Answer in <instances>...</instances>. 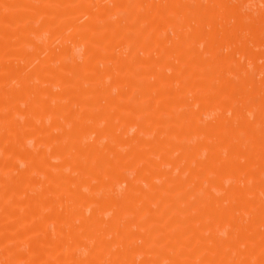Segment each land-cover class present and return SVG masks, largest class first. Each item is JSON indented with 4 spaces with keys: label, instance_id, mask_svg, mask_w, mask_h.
Returning <instances> with one entry per match:
<instances>
[{
    "label": "bare ground",
    "instance_id": "obj_1",
    "mask_svg": "<svg viewBox=\"0 0 264 264\" xmlns=\"http://www.w3.org/2000/svg\"><path fill=\"white\" fill-rule=\"evenodd\" d=\"M205 1H178L173 9L168 4L164 8L156 5L157 9L146 12L143 7L149 6L148 0H37L33 3L31 0H0V183L4 182L0 198L6 201L0 203V220L5 215L20 218L14 224L0 222V237L7 239L8 245L14 242L15 247L8 246L12 250H19L4 256L7 264H69L65 261L73 254L70 256L71 251L66 247L71 246L74 251L84 242L85 250L90 244L95 248L89 249V257L78 258V253L77 264L92 259L94 264H106L103 254H107L109 264H145L148 258L159 261L158 253H166V249L170 250L167 252L178 251L179 255L174 256L175 264H190V259L194 258L201 259L199 264H253L256 259L260 263L256 260L254 264H264L261 251L264 248V181H257L264 174V96L261 97L263 103L259 102L261 106L250 101L252 93L257 92L255 88L263 85L264 78L257 83L256 76H251L250 72L254 68L249 69L247 63L243 65L238 57H233L243 52L242 56L245 54L256 64L262 54V25L248 24L241 13L240 8L250 0ZM10 6L14 9L31 7V11L24 10L28 12L25 15L18 12L20 9L5 13L4 7ZM222 7L226 9L225 14L220 10ZM115 11L126 14L124 25L119 18L112 17ZM87 15L89 20L83 21ZM28 18L35 21L26 29L17 30L13 26ZM225 18L227 21L223 20ZM219 19L221 25H218ZM229 19L235 23L231 29L228 28L231 25L224 23L231 22ZM169 25L178 29L172 32ZM192 27L194 30L190 32ZM241 28L248 30L247 37L244 38L246 33L238 32V35L237 30L242 31ZM239 39L244 40L243 45L235 41ZM248 40L252 42L251 47ZM211 42L230 50L226 54L220 48L203 53L206 47L201 44L200 48L199 44L211 45ZM115 44L125 54L128 52L127 57L123 52L124 57L112 52L114 49L107 53L106 49ZM71 46L80 48L76 51L80 54ZM182 48L187 54L183 61L177 60L180 61L177 65L173 58ZM45 51L49 53L46 57L41 54ZM232 58L238 63L233 64L236 69L232 71L240 78V85L235 75H231L232 71L222 68V64L229 66L227 62L233 61ZM36 62L39 65L35 66ZM189 65L196 69L192 70ZM31 67L32 74L28 71ZM167 69L174 73L170 75ZM260 69L264 71L261 66ZM233 82L239 86L233 87ZM248 97V102L258 104L255 106L258 111L246 101ZM163 101L169 102V109L160 108ZM252 112L258 120L241 126L239 117L248 118L247 114ZM129 125L135 127L131 133L126 131ZM217 137L220 142L212 144V139ZM30 138L34 145L28 148ZM256 155L262 156L257 163L260 168L255 166V161L250 165L244 163L243 158L258 157ZM22 159L27 162L24 167L19 163L23 165V161H19ZM195 163L201 165L202 171L196 169ZM130 167H135L134 172L129 173L131 176L127 173ZM16 170L20 172L18 181L8 182L6 175ZM133 176L140 181L129 180ZM189 179H198L200 183L196 187L189 186L186 184ZM242 180L246 184L240 182ZM125 182H129L127 187ZM240 183L246 185L243 190L248 191V195L240 196L234 204H226L228 195L243 188ZM121 186L126 190L121 191ZM145 197L149 203L141 202ZM188 205L192 209L202 208L199 221L187 219L189 222H185L184 211L177 212L187 210ZM70 207L78 211L70 215ZM117 208L124 210L120 211L124 218L121 222ZM144 208H152L149 213L157 210L156 216L149 214L153 222L150 216L144 217L147 214ZM111 210L114 213L110 219H106L107 214L102 216L107 211L112 214ZM245 210L250 211L251 220L247 219L253 222L249 225L247 221L249 226L246 227L245 223L240 224L244 218L240 213ZM80 215L84 226L79 223L82 227L76 228ZM170 215L172 218H168ZM126 218L129 219L127 224ZM115 219L121 225L116 226ZM146 219L150 224L158 223L153 226H159V231H154L159 228L154 227L153 232L159 237L151 234L152 231L145 232L146 236L138 234L139 238L134 234L139 223L147 224ZM25 220H32L33 226L26 228ZM256 221L261 223V230ZM163 223L173 225L165 229ZM179 223L188 228L187 233L185 228H180L186 233V239L177 240V245L172 237L183 232L176 230L175 233L174 228L180 226ZM88 230H93L94 235H88V242H83L84 232L90 234ZM168 230L174 234L165 242L163 236L165 231L170 234ZM67 232V236L69 233L71 236L65 240H70L69 245L61 238ZM36 233L39 239L34 240L30 250L26 251L29 245L19 249L22 242L28 243L33 235L37 237ZM3 237L1 246L7 241ZM140 238L151 240L147 245H152V253L150 247H144L134 260L131 250L134 248L129 245L140 250L137 245L142 244L136 243L145 241ZM95 240L100 241L97 248ZM201 243H207L206 247L201 246L202 251ZM3 251L1 253L5 254ZM49 257L54 259L51 261ZM72 257L70 260L75 259V255Z\"/></svg>",
    "mask_w": 264,
    "mask_h": 264
},
{
    "label": "rangeland",
    "instance_id": "obj_2",
    "mask_svg": "<svg viewBox=\"0 0 264 264\" xmlns=\"http://www.w3.org/2000/svg\"><path fill=\"white\" fill-rule=\"evenodd\" d=\"M35 1L37 2V0H31L32 3L35 2ZM38 1H39V0H38ZM95 1L97 2V1H100V0H95ZM102 1H104V0H102ZM105 1H107V0H105ZM109 1H110V0H109ZM148 1H150V4H149V2H148L149 6H148V7H143V9L145 8L146 12H147V11H150V12H151L152 10H155V9L160 8V7H162V6H163L162 8H164V7H167V6H169V5H171V6H172L171 9H173L175 6L177 7V6H178L177 4L181 3V1H183V0H177V1H176L177 3L175 2V0H172V1H170V0H169V1H167V0H165V1H164V0H148ZM178 1H180V2L178 3ZM206 1H207V0H206ZM206 1H205L204 3H208V2H206ZM250 1H251V2H249V3H248L247 5H245L243 8L241 7L243 10H242L241 8H240V10H241V13H243V14L245 15V17H246V22H247L248 24L257 25L258 27H260V26L262 25V28H260V30H261V31H260V32H261V37H260V38H262L261 41H262V43H263V45H262V44L260 45V46H261V49H262V54H261V56L259 57V59H257L256 64L254 63L255 65H253V62L249 61V60L246 58L247 56H246L245 54H244V56H242V53H243V52H241V53L239 52L241 55H240L239 53H238V54L236 53L238 56H237V55H234L233 57H235V56L238 57V58L240 59V61H241V64H243V65H244V63H245V65H246V63H247V66H248L249 69L254 68L256 71H255L254 69H252V70L250 71L251 74H252L251 76H253V75L256 76V78H255V79L253 78V79H254V80L257 79V80H258L257 83H259V82H262V80H263V79H262V80L260 81V79H261L262 77L264 78V73H263L264 71H263V72L260 71V70H262V69H260V66H261V68L264 69V56H263V54H264V47H262V46H264V16H263V15H264V0H250ZM165 2H166V3H165ZM169 2H170V3H169ZM80 3H81V2H80ZM153 3H154V4H153ZM75 4H76V5H75ZM75 4H74V5L77 6V5L79 4V2H77V3H75ZM167 4H168V5H167ZM156 5H158V6H156ZM165 5H167V6H165ZM145 6H147V4H146ZM150 6H151V7H150ZM155 6H156L157 8H156ZM159 6H160V7H159ZM10 7H11V6H10ZM169 7H170V6H169ZM223 7H225V6H223ZM223 7H222V8H223ZM245 7H246V8H245ZM6 8H7V7H4V12H5V13H7V12H11V11L14 9V7H11V8H8V9H6ZM15 8H16V7H15ZM222 8H221L220 10H221V11L224 10L222 13L225 14V13H226V12H225L226 9H225V8L222 9ZM5 9H6V10H5ZM18 9H20V11H18ZM10 10H11V11H10ZM15 10L18 11V12H20V13L22 12V14L25 15V14H28V12H26V11H24V10H28V11L30 12V11H31V7H29V8H28V7H27V8H26V7H25V8H16V9H14L13 11H15ZM131 10H133V8H131ZM145 10H144V11H145ZM2 11H3V10H2ZM221 11H220V14H221ZM242 11H243V12H242ZM146 12H144V13L147 15L148 13H146ZM150 12H149V13H150ZM244 12H245V13H244ZM114 13H115V14H112V17H116V18H114V19L119 18L120 21H121V22H120L121 25H122L124 22L126 23V20H125V19H126V14H125L124 12H121V14H120V12H116V11H115ZM116 14H117V15H116ZM119 14H120L121 16H124V18L121 17ZM246 14H247V15H246ZM221 15H223V14H221ZM249 15H250V16H249ZM118 16H119V17H118ZM247 16H249V17H247ZM82 17H83V16H82ZM83 18H84L83 21H86L89 17H88V15H87L86 17H83ZM121 18H123V20H122ZM181 18H183V16H181L180 19H181ZM250 19H252V20H250ZM32 20L35 21L34 19H31V18H28V19H26V20L24 19V20H22L21 22H19V23H17V24L14 23L13 26H14L17 30H23V29H26L29 25H31V24L33 23ZM80 20H81V19H80ZM88 20H89V19H88ZM124 20H125V21H124ZM223 20L227 21L226 18L223 19ZM232 20H233V19H232ZM117 21H118V20H117ZM122 21H123V23H122ZM220 21H222V20L219 19V22H220ZM229 21H231V19H229ZM249 21H250V22H249ZM223 22H224V21H223ZM233 22H234V21H231V22H229V23H228V22H224V23H225V24H229V25H231V27H230V26L228 27L229 29H231V28H233V24H235V23H233ZM84 23H85V22H84ZM125 23H124V24H125ZM161 23H164V22L161 21ZM224 23H223L222 25H225ZM124 24H123V25H124ZM200 24H201V23H200ZM19 25H20V26H19ZM218 25H221V22H220ZM16 26H17V27H16ZM18 26H19V27H18ZM196 26H197V25H196ZM21 27H22V28H21ZM168 27H169V30H172V29H178V28H177L176 26H174V25H169ZM194 27H195V26H194ZM194 27H192V30L189 28V29H190V32L194 30ZM224 27H225V26H224ZM18 28H19V29H18ZM20 28H21V29H20ZM222 28H223V27H222ZM228 28H227V29H228ZM103 29H104V28H103ZM219 29H221L220 26H219ZM225 29H226V28H225ZM241 29H243V28H241ZM101 30H102V29H101ZM221 30H222V29H221ZM262 30H263V31H262ZM173 31H174V30H172V32H173ZM186 31H187V30H186ZM187 32H189V31H187ZM220 32L222 33L223 30L220 31ZM238 32L240 33V35H243V33L245 34L246 32H248V30H247V29H243L242 31H240V29H238V30H237V33H238ZM239 33H238V35H239ZM218 34H220L219 31H218L217 35H218ZM247 34H248V33L245 34L244 38L248 36ZM71 35H72V34H71ZM219 36H220V35H218L217 38H218ZM70 37H72V36H70ZM241 37H243V36H241ZM215 38H216V37H215ZM219 38H220V37H219ZM219 38L217 39V42H219V41H218ZM221 38H222V37H221ZM242 39H243V38H242ZM242 39H241V40H242ZM241 40L239 39V40H235V41H237V43H239ZM235 41H234V42H235ZM248 41L250 42V43H248V46L251 47V46H252V42H251L250 40H248ZM68 42H69V41H68ZM70 42H72V41H70ZM217 42H213L214 44L211 42V43H212V44H211L212 46H211L210 44H208V45H210V46H208L207 44L205 45V43H200V44H199V47L203 45L202 47L204 48V46H205V47H206V49H204L205 51L203 52V49H201V51H202L203 53H206V52H207L208 54L211 53V52H213V51H214V52H215V51H219L220 49L226 51V52H224V51H220V52H222V53L224 52V53L226 54V53L230 50L229 48L226 49V48H227L226 46H223L224 48H223V47L221 48L220 44L218 45ZM241 42H242V41H241ZM241 42H240V43H241ZM243 42H244V40H243ZM243 42L241 43V45H243ZM235 43H236V42H235ZM70 44H71V43H70ZM201 44H202V45H201ZM249 44H250V45H249ZM115 45H116V46H113V45H112L113 47L109 46V47H108L109 49H106V50H107V53L111 52V51L114 49V51H112V52H116V53H118L117 55H120L121 57H124L125 55H126L125 57H127L128 52L125 54L124 50H123L121 47H119L117 44H115ZM217 45H218V47H217V49L215 50V48H216ZM207 46H208V47H207ZM219 46H220V47H219ZM71 47H72V49L75 50V53H76V51L80 50V48L76 49V48H74L73 46H71ZM225 47H226V48H225ZM200 48H201V47H200ZM219 48H220V49H219ZM218 49H219V50H218ZM183 50H184L185 52H184ZM118 51H119V52H118ZM126 51H129V50L126 49ZM79 52H80V51H79ZM79 52L76 53V54L79 55V54H80ZM121 52H123L125 55L122 56L123 53H121ZM129 52L131 53V51H129ZM153 52H154V51H153ZM183 52H184V53H183ZM141 53H142V52H141ZM155 53H156V52H154L153 54H155ZM185 53L187 54V51L185 50V48H182L180 51L178 50V53L175 54L176 57L174 56L173 61H176V64H177V65L180 64L179 62H180V61H183V59H184L185 56H186V55H184ZM41 54H42L44 57H46V54H49V53H48V51H45V52H42ZM82 55H83V57L85 56V55H84V49H83V54H82ZM82 55H81V56H82ZM156 55H158V53H156ZM156 55H153V56H156ZM183 56H184V57H183ZM245 56H246V57H245ZM177 57H178V59H176ZM236 57H235V58H236ZM235 58H234V59L232 58L233 61L230 60L231 62H227V63L230 64V65L228 64L229 66H226V64H222V68L225 69V71H230V72H231L234 68L236 69V66L233 65L234 63H235V64L237 63V62H234V61H235ZM175 59H176V60H175ZM239 59H238V60H239ZM245 59H246V60H245ZM83 60H84V59H83ZM177 60H180V61L178 62ZM236 60H237V59H236ZM247 60H248L249 62H251V63H248ZM20 61L22 62V60H20ZM38 61H39V60H38ZM64 61H66V60H64ZM242 61H243V62H242ZM232 62H233V63H232ZM239 63H240V62H239ZM260 63H262V65H261ZM63 64H64V63H63ZM237 64H238V63H237ZM237 64H236V65H237ZM251 64H252L253 66H255V67H253ZM258 64H259L260 66H259ZM37 65H39V63L37 64V62H36V65H35V66H37ZM190 65L195 66V67L198 68V69L201 68V66L197 67L196 65H193V64H190ZM190 65H189V66H190ZM231 65H232V66H231ZM189 66H188V67H189ZM192 66H190V68H191L192 70H193V69H196L195 67H192ZM225 66H226V67H225ZM256 66L259 67V68H257ZM224 67H225V68H224ZM230 67H232L231 70L228 69V68H230ZM164 68H166V67H164ZM30 69H31V70H30ZM30 69H29L28 71L32 74V73H33V72H32L33 67H31ZM235 69H234V70H235ZM168 70H170V69H167V71H168ZM171 70H172V69H171ZM171 70H170V72H169L170 75H172V74L174 73V71H171ZM165 71H166V70H165ZM252 71H253V72H252ZM234 72H235V71H232V72H231V73H233V74H231V73H229V72H228L229 74H228V73H227V74H228L229 76H230V74H231V75H235V76H234V79H235V81H237L238 84H239V83H240V82H239V81H240V78L237 77V75H236ZM254 72H255V73H254ZM166 73H168V72H166ZM169 73H168V74H169ZM171 73H172V74H171ZM31 74H30V76H31ZM259 75H260V76H259ZM254 76H253V77H254ZM150 79H153V78L151 77V75H150ZM237 79H239V80H237ZM237 82H236V83H234V82L232 83V84L235 85V86H233V87L239 86V85L241 84V83H240V84L238 85ZM261 84H263V85L257 84L256 86L260 85L259 87L261 88V86H264V83H261ZM259 87H256V88H255V89L257 90L258 93H257L256 91L253 92V93H252L253 95L251 94V95H252V97H251L252 99H250L251 102L254 101V102L258 103V104H259V102L263 103L261 97H262V94H263V96H264V89H263L264 87H263L262 89H260ZM260 93H261V94H260ZM228 94H229V93H228ZM229 95H231V94H229ZM227 96H228V95H227ZM225 97H226V94H225ZM254 97H256V99H255ZM247 99H248V100H247ZM246 101H247V102L249 101V97L246 98ZM251 102H248V103L251 104V105H250L251 107L253 106V110H254V111H258L259 109L256 108L258 104H256V103H251ZM168 103H169V102H168ZM168 103H167L166 101H163V102H162V105H161V106L159 105V106H160V108H161V107H164V106H166L165 108H167V106L170 108V106L168 105ZM261 103L259 104L260 106H261ZM255 106H256V107H255ZM263 106H264V104H263ZM169 108H167V109H169ZM262 108H263V107H262ZM244 110H245V109H244ZM260 110L262 111L263 109H260ZM203 112H206L207 114H210V113H211L210 111H203ZM203 112H201V113H203ZM209 112H210V113H209ZM229 113H231V112H229ZM229 113H228L227 115L230 116L232 113H231V114H229ZM252 113H253V112H252ZM203 115H204V113H203ZM247 115H249V116H247L248 118H244L245 116H240V117H239V120H240V124H241V126L246 125V124H242V123H247V124L249 125L250 122L255 123V122L258 120V119H255V118H254V113H253V114H247ZM133 116H135V115L133 114ZM204 116H205V115H204ZM229 116H227V117L230 118ZM231 116L233 117V114H232ZM250 116H253V119H251ZM232 117H231V118H232ZM254 119H255V120H254ZM21 120H22V119L20 118V123L23 122V120H22V121H21ZM253 120H254V121H253ZM50 123H51V122H50ZM252 123H250V124L252 125ZM256 124L258 125V123H256ZM99 125H100V127H102V125H103V127H104V123H102V125H101V124H99ZM129 126H130V129L128 130L127 127H126V129H127L126 131H127V132L129 131V133H131L130 130L135 129V127H132V125H129ZM32 137L34 138V136H32ZM204 137H205V136H204ZM215 138H216V137H215ZM217 138H218V137H217ZM31 139H32V138H30V140H29L30 143H28V146H27L28 148H31V147L34 145V144H33V145L31 144V143H33V142H32L33 139H32V140H31ZM178 139H179V138H178ZM203 139H204V138H203ZM251 139H252V136H249L248 140H251ZM253 139H254V137H253ZM195 140H197V139H195ZM195 140H194V141H195ZM215 140H216V141H215ZM215 140L212 139V142H211V143L213 144V143H216V142H218V143L220 142V141H218V140H220L219 138H218V139H215ZM34 141H35V138H34ZM102 141H103V138H102ZM194 141H192V142H194ZM218 143H217V144H218ZM29 144H31V146H30ZM256 156H258V157H255V158H254V157H249V158L245 157V158H243L244 161L246 160V162L242 161L243 159H242V160L240 159L241 162H242V165H245V164H243V162H244V163H248V164L250 165V164H253L254 161H255V163H256L255 166H256L257 168H260V167L257 166V165H258L257 163L260 162L261 159L259 160L258 158H259L261 155H260V156H259V155H256ZM261 157H262V156H261ZM261 157H260V158H261ZM51 159H52V158H51ZM17 160H18V159H15L16 164H18ZM52 160H53V159H52ZM19 161H23V165H22V162H19V163L21 164L22 167H24L25 164L27 163V162H26L25 160H23V159H22V160H19ZM24 161H25V163H24ZM250 161H251L252 163H251ZM257 161H258V162H257ZM193 165H194V164H193ZM195 165H198V164L195 163ZM195 165H194V166H195ZM194 166H192L193 169H194L195 167H197L196 169L199 170V168H200L201 170H199V171H202V168L199 167V166H201V165H198V166H195V167H194ZM252 166H254V165H252ZM252 166H251V167H252ZM203 167H204V166H203ZM248 167H249V166H248ZM134 168H135V167H134ZM134 168H133V167L128 168L127 173H128L129 176H131L129 173L132 172ZM252 168H254V167H252ZM257 168H255V169H257ZM196 169H194V170H196ZM203 169H204V168H203ZM135 170H136V169H135ZM133 172H134V171H133ZM10 173H11V172H10ZM10 173H8L9 175H8V174L6 175V180H8V182H9L10 180H13V181H11V182H14V181H16V180L18 181V179H16V178H19L18 176L20 175V172H19V171L17 172V170H16V172H14V171L12 172V173H14V174H12V173L10 174ZM37 174H38V175H42V174H40V173H37ZM131 174H132V173H131ZM132 175H134V174H132ZM13 176H14V177H13ZM12 177H13V178H12ZM20 177H21V176H20ZM133 177H134V176H133ZM262 177H263L262 179H258L257 181H261V180L264 181V174L262 175ZM10 178H11V179H10ZM137 178H138V177H137ZM129 180H131V181L134 180V181H132V182H134V183L140 181L139 179H136L135 177H134V178H130ZM137 180H138V181H137ZM197 180H198V179H193V180H192V179H189V180L186 181V182H187L186 184L189 185V186H192V187H196V186L200 183V182L197 181ZM93 181H95V180H93ZM141 181H142V180H141ZM192 181H193V182H192ZM243 181H245V180H242V181H240V182H243ZM0 182H1V181H0ZM142 182H143V181H142ZM198 182H199V183H198ZM245 182H246V181H245ZM245 182H243V183H245ZM125 183H126V184H125L124 186L127 187L129 182H125ZM260 183H261V182H260ZM260 183H257V184L260 185ZM3 184H4V182L2 181V183H0V187L3 186ZM5 184H6V183H5ZM240 184H241V187H243V188H241L240 191L235 192V194H233V195H232V194H231V195H228L229 197H228V196H227L228 198L226 197V204H227L228 202H230L228 205H230V204H234L233 202L235 201V203H236V202L241 198L240 196L243 197V196H245V195H246V196L248 195L249 192L246 191V190H243L244 187L246 186V185H245L246 183H245V184L240 183ZM261 184H262V183H261ZM122 185H123V184H122ZM243 185H245V186H243ZM124 186H121V188H119V189H120V190L122 189L121 191H123V190L125 191V190H126V189H125L126 187L124 188ZM119 187H120V186H119ZM123 188H124V189H123ZM143 199H144V200H143ZM143 199H141V202H142V203H143V202H144V203H147V202L149 203L147 197H145V198H143ZM149 200H150V199H149ZM5 202H6L5 199L0 198V203L3 204V203H5ZM150 202H151V200H150ZM55 204H56V202H54V205H55ZM189 206H190V207H189ZM72 207H73V206H72ZM191 207H192L191 205H188V207H186L187 210H185V208L182 209V210H177V212L179 211V213H180L181 211H184V212H183V213H184L183 215H184L185 217H184V216H183V217H184V221H185V222L188 221L187 219H189V221H190V219H198V218H200V217L202 218V216H200V215H203V213H202V212H203L202 208H196V209L193 208V209H192ZM73 209H74V208H71V207H70L69 212H68V211H67V212H68L70 215H74L73 212H75L76 210L73 211ZM113 209H114V208H113ZM113 209H112V210H113ZM119 209H120V208H119ZM147 209H148V211H147ZM147 209H146V210H145V208L142 209L143 211L145 210L146 213H147V214L144 213V214H145L144 217H146V215H147L146 218H148V216H150L149 214L152 215V214L154 213L155 216H156V213H158L156 209H155V210H156V213H155V210H152L153 213H152V212L149 213L150 209H152V208H147ZM71 210H72V211H71ZM112 210H111V211H112ZM117 210H118V208H117ZM122 210H123L122 208H121V210H118L119 213H120V211H122ZM77 211H78V210H77ZM77 211H76V212H77ZM87 211H88V209H87ZM113 211H114V210H113ZM113 211H112V214H111L110 211H107V213L104 212V214H103L102 216H104V215L106 216V214H107L106 219H107V217L110 219V217L113 215V213H114L116 210H115L114 212H113ZM118 211H117V212H118ZM143 211H142V212H143ZM123 212H124V210H123ZM123 212L120 213V217H119L120 219L122 218V213H123ZM243 212H245V213H243ZM175 213H176V212H175ZM108 214H109V215H108ZM133 214H134V213H133ZM176 214H177V213H176ZM191 214H192V216H190ZM193 214H195V215H193ZM240 214H241V215H244V218L240 220V224H241V225H242L243 223H245L244 227H246V225H247L248 223H249V225H252L251 223H253V222H251V221L248 220V219L251 218V216L248 215V214H250V211H246V210H245V211H242ZM128 215L131 216L132 214H131V215L128 214ZM246 215H247L248 217H247ZM5 216H6V215H5ZM5 216H4L3 219L1 218L0 222L3 221V220H5L3 223H5L6 225H7V224H10V223H11V224H14V223H16V222H18V221L20 220V218L17 217V216H11V217L8 216V215H7L8 217H7V216L5 217ZM81 216H82V215L79 216V219L76 217V218L78 219V220H76V221H78V222H77L78 224L80 223V224L83 225V224H84V221H82V219L80 220ZM157 216H158V214H157ZM181 216H182V214H181ZM249 216H250V217H249ZM132 217H133V215H132ZM132 217H131V219H134V217H133V218H132ZM170 217H171V215H170L168 218H170ZM242 217H243V216H242ZM119 218H118V220H119L120 222L122 221V219H124V218H122V219L120 220ZM153 218L156 219V217H154V216H153ZM171 218H172V217H171ZM185 218H186V220H185ZM247 218H248V219H247ZM101 219H102V221H104V220H105V217H104V218L102 217ZM109 219L106 220V221H109ZM131 219H130V222L132 221ZM144 219H145V218H144ZM144 219H143V220H144ZM151 219H152V216H150V220H151ZM180 219H183V218H180ZM180 219H179V220H180ZM83 220H85L84 217H83ZM115 220H116V219H115ZM115 220H114V221H115ZM128 220H129V219H128ZM128 220H127V218H126V219L124 220V221H126V223H125V222H122V223L127 224ZM146 220H147V219H146ZM150 220H147V224H144V223L141 224V223H139L138 226L140 225V226H142V227L139 226V227L136 229V230H138V231H135V230H134V231H135L134 234L137 236L138 234L140 235V233H143L142 235H144L145 232L148 233V232H151V231H152L151 234L154 233V235H155L156 233L153 232V230L155 229L154 227H159V226H157V225L153 226V225H154V224H158V223H155V222H157L158 220L156 219V221H155L153 224H152V223H151V224L148 223ZM172 220H173V219H172ZM179 220H178V221H179ZM199 220H200V219H198V221H199ZM250 220H251V219H250ZM14 221H16V222H14ZM116 221H117V220H116ZM189 221H188V222H189ZM192 221H193V220H192ZM192 221H191V222H192ZM242 221H245V222H242ZM247 221H248V223H246ZM117 222H118V221H117ZM117 222H114V223H116V226H117V225H121L119 222H118V223H117ZM140 222H141V221H140ZM143 222H144V221H143ZM150 222H153V221L151 220ZM167 222H168V221H167ZM179 222H181V220H180ZM185 222H182V224L185 223ZM188 222H187V224H188ZM194 222H197V220H196V221H193V223H194ZM256 222H257V221H256ZM24 223H25V225H26L25 227L27 228V226H28V228H29L34 222H32V220H30V221H29V220H25ZM128 223H129V222H128ZM145 223H146V221H145ZM165 223H166V222H165ZM165 223H163V224L165 225V229H167V228H166L167 226H168V227H171V226L173 225V224L170 225V223H168V224H165ZM177 223H178V222H177ZM257 223H258V222H257ZM80 224H79L78 226H76V228H79V226L82 227V225H80ZM106 224H108V223H106ZM109 224H111V223H109ZM143 224H144L145 226H144ZM149 224H150V225H149ZM254 224H255V223H254ZM259 224H260L259 228H260V230H261L262 225H261V223H258V225H259ZM123 225H124V224H123ZM133 225H134V224H133ZM148 225H149L150 227H149ZM160 225H161V224H160ZM179 225H180V226H178V227H177V225H176V226L174 225V226H175V228H174V229H175V233H177L176 230H180V231L182 232V231L185 230V229H186L185 232L187 233V228H188V227L185 228V227H183V225H182V227H183V228H182V227H181V223H179ZM249 225H247V226H249ZM255 225H256V224H255ZM258 225H257V226H258ZM32 226H33V225H32ZM32 226H31V227H32ZM83 226H84V225H83ZM87 226H89V225H87ZM134 226H136V225H134ZM143 226L146 227V228H144ZM31 227H30V228H31ZM50 227H51V228L53 227V224H52V223L50 224ZM66 227L69 228V226L66 225V226H65V229H66V230L68 229V228H66ZM93 227H94V226H92V228H93ZM123 227H124V226H123ZM94 228H95V227H94ZM106 228L109 230V227L106 226ZM141 228H143V230H141ZM151 228H152V230H150ZM176 228H177V229H176ZM180 228H182L183 230H181ZM184 228H185V229H184ZM227 228H228V227H227ZM263 228H264V227H263ZM86 229H87V228H86ZM88 229H89V228H88ZM147 229H149L150 231H149V230L147 231ZM158 229H160V227L157 228V229H155L154 231L157 230V232H158V231H159ZM172 229H173V228H172ZM172 229H170V230H172ZM93 230L96 231V229H93ZM93 230H92V232L94 233ZM132 230H133V229H132ZM170 230H168L170 234H167V232L165 231L166 234H165V236H163V237H164V238H163V241L167 242L168 240L174 238V240H175L176 243H177V240H180V241H181V240H185V239H186V238H185L186 233H185L184 231L181 233L183 236L179 233V235L175 234V235H177L176 237H175V236L172 237L171 235H173L174 233L172 232V234H171ZM262 230H263V229H262ZM84 231H86V230H84ZM88 231H90V234H88L89 232H84V234H86V235H83V234H82V235H83V236H82L83 239L86 238L88 235H89L88 237L94 235V234H92L91 230H88ZM134 231H132V232H134ZM143 231H144V232H143ZM81 232H83V230H81ZM136 232H137V233H136ZM147 233L145 234V236L147 235ZM184 233H185V236H184ZM36 234H37V237H36V235H33V236L31 237V239H33L32 242H31V239H30V241H28V243L30 242V244L26 243V240H25V241L22 242V244H21V245H23V246L20 247L19 249H23V247H24V248H27V246L29 245V248L26 249V251L30 250V246H31V244H32L33 242H35L34 240L36 239V241H37V240L39 239V238H38V237L40 236L39 233H36ZM148 234H149V233H148ZM151 234L148 235V236H151ZM162 234L164 235V233H162ZM67 235H68V232L65 233V234L63 235L64 237L62 236L61 238H63V240H64V242L66 243V245H69L70 240H68L69 242H67V241H65V240L69 239L71 236H70V233H69V236H67ZM135 235H134V237H135ZM139 235H138V236H139ZM154 235H153V236H154ZM156 235L158 236L159 234L157 233ZM180 235H181V236H180ZM138 236H137V237H138ZM145 236H144V237H145ZM148 236H147V237H148ZM153 236H152V237H153ZM157 236H155V237H157ZM161 236H162V235H161ZM161 236H160V237H161ZM166 236H167V238H166ZM2 237H3V236H2ZM2 237H0V238H2ZM33 237H34V238H33ZM65 237H66V239H64ZM67 237H68V238H67ZM88 237H87V238H88ZM140 237H141V235H140ZM144 237H143V238H144ZM158 237H159V236H158ZM168 237H169V238H168ZM171 237H172V238H171ZM178 237H181L182 239H181V238H178ZM87 238H86L85 240H83V242H84V241H87V242H88ZM96 238L99 239L98 236H97ZM138 238H139V237H138ZM138 238H136L135 240H139ZM148 238H150V237H148ZM153 238H154V237H153ZM153 238H150V239H153ZM3 239H5V238L3 237ZM88 239H89V238H88ZM91 239H94V238L91 237V238H90V241H92ZM150 239L147 240V238H145V239L140 238V240H145V241H141V242L139 241L140 243H139V242L136 243V244H142V245L144 244V245H145V246L137 245V246L140 248V250H137V248H136V250H134L135 247H131V245H129L130 248H134V249H131V250L133 251V252H132V258H133V259L135 258L134 256L137 255L136 253H138V252L142 253L143 250H141V249H143L144 247H145V248H146V247H150V249H151V246H152V245H151V246H150V244L147 245V244L149 243V241H151ZM154 239H155V238H154ZM161 239H162V237H161ZM161 239H157V241H158V240L161 241ZM164 239H166V240H164ZM5 240H7V239H5ZM99 240H100V239H99ZM99 240H97V241L95 240L96 243H95V242H91V243H95L96 245H95V244H93V245H95L96 248H97V245L99 244V243H97V242H98ZM146 240H147V241H146ZM90 241H89V242H90ZM132 241H133V240H132ZM132 241H130V242H132ZM163 241H162V242H163ZM0 242H2V241H0ZM99 242H100V241H99ZM130 242H129V243H130ZM136 242H137V241H136ZM143 242H144V243H143ZM182 242H184V241H182ZM182 242H181V244H182ZM7 243H8V240L6 241V243H5V242H4V243H1L2 246L0 245V250H1V251H2V250H5V251H3V252H6V253L4 254V253H1V251H0V254H1V255H0V257H1V258H0V264H3V263H6V264H7L8 259L6 260V258H5L4 256H5L6 254H8V256H10L12 252H17V250H18L17 248L14 249V250H12L13 248L8 247V246H10V245H12V244H13V245H12L11 247H15L14 242H11L12 244L9 243V245H8ZM25 243H26V244H25ZM84 243H86V242H84ZM84 243L81 245V247L79 246V247H80V250L78 249L79 247H76V248H75L76 250H77V249L79 250V251L77 250L76 253H75L76 250L72 251L73 247H71V246H67V247H70V248H67V247H66V250H67V251H69V250L71 251V252H70V256H71L72 254L75 255V259L70 260V259L74 258V257H72V256H73V255H72L71 257H69L70 259H67V260L65 261V263L67 262V263H69V264H74L76 261L79 260V259L76 258L77 255L80 254L79 256H77V257L79 258L80 256H85V257H86V256L89 254V249H90V248H93L94 246H91L92 244H90V245L88 244L89 246H86V247H87V248H86L87 250H85L83 247H85L84 245H86V244H84ZM178 243H179V242H178ZM178 243H177V245H178ZM132 244H134V242H133ZM181 244H180V245H181ZM205 244H206V245H205ZM205 244H204V243H201V244H200V247H201V246H203V247L205 246V247H206V246H207V243H205ZM3 245L5 246V248H4ZM66 245H65V246H66ZM146 245H147V246H146ZM114 246H117V244L115 243ZM135 246H136V245H135ZM74 247H75V246H74ZM117 247H118V246H117ZM8 248H9V249H8ZM94 248H95V247H94ZM201 248H202V247H201ZM201 248H200V249H201ZM7 249H8V250H7ZM83 249H84V250H83ZM203 249H204V248H202L200 251H202ZM9 250H10V251H9ZM15 250H16V251H15ZM162 250H163V249H162ZM164 250H165V249H164ZM166 250H169V249H166ZM166 250H165L166 253H163V251H162L161 253H158L159 255H157V257H159V261H156V260H155V262H154V261L151 260V259H150V260H151V261H150L149 258H148L149 261L147 260L148 263L146 262L145 264H162V263H163V264H168V263H169V264H175L176 261H175L174 259H175L176 257L174 258V256H176V253H177L178 251H176V253H175V251H174V252L171 251V252H173V253H171V252H169L170 250H169L168 252H167ZM172 250H173V249H172ZM18 251H19V250H18ZM136 251H137V252H136ZM261 251H262V254H264V248H263V250H261ZM7 252H8V253H7ZM81 252H82V254H81ZM86 252H87V253H86ZM153 252H154V251H153ZM74 253H75V254H74ZM78 253H79V254H78ZM151 253H152V249H151ZM151 253H150V254H151ZM2 254H4L3 257H2ZM173 254H174V255H173ZM177 254L179 255V253H177ZM138 255H140V254H138ZM138 255L136 256L137 258H138ZM153 255H154V254H152L151 257H152ZM102 256L105 257V261H106V262H104V263L109 264L108 260L106 259V258H107V254H103ZM161 256H162V257H161ZM88 257H89V255H88ZM103 257H102V258H103ZM148 257H149V255H148ZM154 257H156V255H155ZM4 258H5V259H4ZM7 258H8V257H7ZM49 258H50L51 261L54 259L53 257H49ZM152 258H153V257H152ZM1 259H2V260H1ZM76 259H77V260H76ZM140 259H141V258H140ZM155 259H158V258H155ZM176 259H177V258H176ZM195 259H196V258H194L193 261L196 262V261L198 260V261H197V264H199V263H198L199 261L201 262V259H200V260H199V259H196V260H195ZM235 259H236V257L234 258V260H235ZM69 260H70V261H69ZM74 260H75V261H74ZM102 260H103V259H102ZM134 260H135V259H134ZM138 260H139V259H138ZM166 260H168V261H166ZM172 260H173V261H172ZM256 260H257V262H258V259H256ZM256 260H255V261H256ZM68 261H69V262H68ZM139 261H140V260H139ZM174 261H175V262H174ZM190 261H191L190 264H193L192 259H190ZM212 261H213V260H212ZM235 261H236V260H235ZM235 261H234V262H235ZM255 261H253L252 263L254 264ZM71 262H73V263H71ZM88 262H92V264H94V263H93V262H94L93 259H92L91 261H88ZM88 262H86V263L89 264ZM136 262H137V261H136ZM165 262H166V263H165ZM236 262H237V261H236ZM86 263H84V264H86ZM102 263H103V262H102ZM213 263H214V262H213ZM213 263H212V262H209L208 264H213ZM258 263H260V262H258ZM75 264H77V262H76ZM256 264H257V263H256ZM261 264H263V263H261Z\"/></svg>",
    "mask_w": 264,
    "mask_h": 264
}]
</instances>
